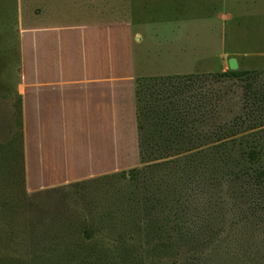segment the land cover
<instances>
[{
    "label": "rangeland",
    "instance_id": "374dc122",
    "mask_svg": "<svg viewBox=\"0 0 264 264\" xmlns=\"http://www.w3.org/2000/svg\"><path fill=\"white\" fill-rule=\"evenodd\" d=\"M44 1L0 0V264H264V0H46L69 20L89 7L130 20L147 68L123 166L41 189L12 162L22 127L10 85L18 11L48 14ZM229 61L256 71L253 104L221 76Z\"/></svg>",
    "mask_w": 264,
    "mask_h": 264
},
{
    "label": "crops",
    "instance_id": "0c3cea01",
    "mask_svg": "<svg viewBox=\"0 0 264 264\" xmlns=\"http://www.w3.org/2000/svg\"><path fill=\"white\" fill-rule=\"evenodd\" d=\"M44 2L48 14L22 22L18 11L10 85L21 107L25 179L41 189L123 166L118 157L137 149L135 93L147 68L130 20L90 7L69 20ZM66 171L74 176L62 178Z\"/></svg>",
    "mask_w": 264,
    "mask_h": 264
},
{
    "label": "trees",
    "instance_id": "16d2710c",
    "mask_svg": "<svg viewBox=\"0 0 264 264\" xmlns=\"http://www.w3.org/2000/svg\"><path fill=\"white\" fill-rule=\"evenodd\" d=\"M256 71H249V70H235V71H226L224 73L221 74V76L223 77H228L231 79H235V80H239L243 83H245V91H244V98H246L250 104H253V102H256V100L258 99L259 96V92L256 89V86L253 82V74H255ZM135 98H136V93H135ZM18 114L20 116L19 119V124H20V129L22 127V118H21V107H20V102H19V110H18ZM21 133V132H20ZM139 144V149H140V156L142 154L141 152V144L140 142H138ZM17 152L13 151L12 152V157L13 160L12 162L15 160V156L17 158V172L18 174H20V179L22 181V176H24V156H23V139H22V133L20 134V145L17 147ZM259 152L256 149H251L250 151H248L246 153V157H247V161L249 163H254L256 161L259 160ZM1 157L5 160H3L2 164H4L5 162H8L10 160V157L7 153L1 155ZM143 159V158H142ZM157 160V159H156ZM173 163V162H172ZM154 169H158L160 168V164H155ZM140 174L139 170L137 169H131L128 172H122L121 175L122 177L126 178L128 177L130 180H135L136 176H138ZM255 179L261 183L264 184V169H259L257 170V172L255 173Z\"/></svg>",
    "mask_w": 264,
    "mask_h": 264
},
{
    "label": "water",
    "instance_id": "95a60500",
    "mask_svg": "<svg viewBox=\"0 0 264 264\" xmlns=\"http://www.w3.org/2000/svg\"><path fill=\"white\" fill-rule=\"evenodd\" d=\"M229 68L231 71L237 70V65H236L235 61H229Z\"/></svg>",
    "mask_w": 264,
    "mask_h": 264
}]
</instances>
